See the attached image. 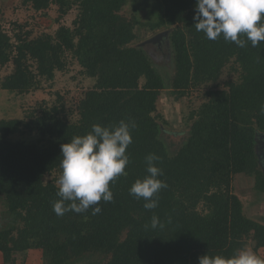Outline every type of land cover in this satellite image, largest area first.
<instances>
[{"label":"trees","instance_id":"16d2710c","mask_svg":"<svg viewBox=\"0 0 264 264\" xmlns=\"http://www.w3.org/2000/svg\"><path fill=\"white\" fill-rule=\"evenodd\" d=\"M160 2L155 20L139 21L121 13L129 0H22L34 12L56 6L59 17L78 10L73 28L60 26L52 36L32 38L22 25L10 36L0 22V64L13 66L2 90L28 94L43 89L65 70L66 53L80 74L94 81L73 121L60 117L63 106L46 103L26 119H0V200L9 220L0 226L3 264H16L17 257L37 250L40 264H73L90 255L105 257L103 264H198L206 253L228 257L248 242L254 251L264 248V223L244 215L232 188L233 178L243 175L251 180L254 195L264 199V171L256 153L257 134H264V41L256 47L247 41L240 48L222 35L209 40L194 25L196 0ZM140 28L170 29L174 74L169 88L177 99L208 87L173 155L160 139V124L166 122L154 116L163 79L143 48L133 45ZM227 65L233 75L222 88L210 87ZM120 120H134L136 127L126 150L127 175L109 184L112 202L101 200L95 215L89 208L57 216L53 204L60 199L59 186L44 178L61 174V145L93 124L111 126ZM26 132L36 139L11 138ZM150 153L160 157L154 163L163 170L159 179L167 188L158 193V207L148 210L129 189L147 175ZM153 215L162 228L151 227Z\"/></svg>","mask_w":264,"mask_h":264},{"label":"rangeland","instance_id":"374dc122","mask_svg":"<svg viewBox=\"0 0 264 264\" xmlns=\"http://www.w3.org/2000/svg\"><path fill=\"white\" fill-rule=\"evenodd\" d=\"M122 15L126 18L135 17L139 21L155 20L161 14L160 0H129L126 7L122 9ZM78 14L76 8H72L62 17L58 16L57 7L50 6L43 12H34L29 5H24L22 0H0V22L4 30L10 36L14 35L18 29L17 25L23 26V32H29L32 38L42 34L54 35L60 26L72 29V22ZM166 32L170 29H160L149 31L140 28L135 31L136 40L133 44L136 47L143 48L147 54L152 66L162 77L164 90L156 103V118H164L166 123L161 125L160 139L165 144L170 155L175 154L179 146L187 137V127L189 126V115L197 109L203 102V92L208 89L204 87L193 88L183 98L177 99L172 93L170 81L174 74L172 62V53L168 44L167 36L160 40L159 44L148 43L157 34ZM163 40H166L165 45ZM67 64L63 72H56L55 78L51 82L43 84V89L30 92L28 94L10 93L1 89V83L5 76L12 72V64H0V119H26V117L42 103L45 105L57 104L63 106L60 111V117L75 120L76 107L83 97L84 93L91 89L93 80L80 74V67L74 59L66 53ZM231 65L224 68L218 82L210 87L219 86L222 88L229 77L233 75ZM142 84V81H141ZM216 88V87H215ZM37 114L39 111H35ZM162 122V121H161ZM188 125V126H187ZM165 130H164V129ZM12 140L32 141L36 139L34 133L17 134L11 137ZM256 153L259 158L260 168L264 171V134H257ZM59 174L53 173L46 176L44 180L53 181L57 186ZM252 182L243 175H237L233 178V193L242 202L243 213L247 218L264 223V199L258 198L251 190ZM6 208L0 200V226L8 222ZM246 247L253 245L248 242ZM258 256L264 259V248L255 251ZM21 256V255H20ZM40 251H29L23 258L17 257L16 264H40ZM106 258L99 255L85 256L73 264H103ZM0 264L2 257L0 255Z\"/></svg>","mask_w":264,"mask_h":264},{"label":"clouds","instance_id":"9594fccd","mask_svg":"<svg viewBox=\"0 0 264 264\" xmlns=\"http://www.w3.org/2000/svg\"><path fill=\"white\" fill-rule=\"evenodd\" d=\"M193 19L197 21L196 30L209 40L215 41L222 35L226 42H234L240 48L247 41L252 47L264 41V0H196ZM135 127L134 120H120L111 126L93 124L86 134L74 135L61 145V174L57 180L60 199L53 204L57 216L68 211L79 214L89 208L95 215L101 211V200L112 202L109 184L127 175L125 168L130 160L126 150L132 143L131 131ZM159 160L154 153L148 154L147 175L137 179L129 189L137 200H145L143 206L148 210L158 207V193L167 188L159 179L163 170L154 163ZM158 226L162 228L163 224L153 215L151 227ZM198 264H264V259L251 247H245L228 257L206 253L198 258Z\"/></svg>","mask_w":264,"mask_h":264},{"label":"water","instance_id":"95a60500","mask_svg":"<svg viewBox=\"0 0 264 264\" xmlns=\"http://www.w3.org/2000/svg\"><path fill=\"white\" fill-rule=\"evenodd\" d=\"M166 36H167V33L166 32H161V33L157 34L155 37H153L152 39L146 41L145 44H148V43H158V42H160V40L163 37H166Z\"/></svg>","mask_w":264,"mask_h":264},{"label":"flooded vegetation","instance_id":"af4514ba","mask_svg":"<svg viewBox=\"0 0 264 264\" xmlns=\"http://www.w3.org/2000/svg\"><path fill=\"white\" fill-rule=\"evenodd\" d=\"M164 42H163V44L162 45H165V42H166V40H163ZM160 42H158V43H156V44H159Z\"/></svg>","mask_w":264,"mask_h":264}]
</instances>
